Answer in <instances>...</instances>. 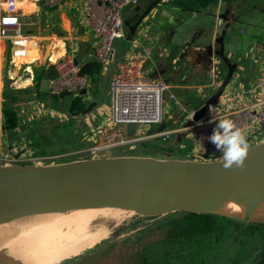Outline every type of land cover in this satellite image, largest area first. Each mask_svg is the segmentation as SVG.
I'll use <instances>...</instances> for the list:
<instances>
[{"label":"crops","instance_id":"obj_1","mask_svg":"<svg viewBox=\"0 0 264 264\" xmlns=\"http://www.w3.org/2000/svg\"><path fill=\"white\" fill-rule=\"evenodd\" d=\"M0 1L1 11L3 10L2 2L5 0ZM16 2L17 15L20 16L21 22L26 24L24 31L29 35L31 44L34 43V46H30L25 57L17 59L11 55L10 41L0 40V154L15 149L32 153L26 147V136L31 134L16 128L14 117L2 111L4 80L8 82L10 79L16 92L28 94L30 97L28 103L38 105L36 111L39 116H35L36 120L46 116L57 120L54 118L56 114H63L62 108H59L61 100L38 93V84L42 76L50 66L62 60H71L80 69L94 61L95 37L82 24L83 0H62L56 8L46 7L42 0H16ZM124 10L123 18L134 21L137 17L134 5H127ZM246 13L252 14V19L249 21L244 17ZM217 18H223L226 21L224 33L215 32ZM29 22H34L35 25L28 26ZM246 30L248 31L245 39L246 46H248L247 49L251 48V52L247 54V61L239 59L237 53H227L225 57L229 65L227 70H224L222 66H219V50L224 49L225 41L230 35L234 33L243 36ZM125 37L124 30L122 41L113 43L111 63L105 68L101 67L100 72L93 78L88 76L90 86L92 83L101 88L105 86L109 104L110 83L116 64L125 58H139L143 48H148L151 52L144 70L146 79L152 82H160L151 80L150 76H162L167 63L173 64L176 61L185 60L192 61L202 68L207 75V83L195 87L192 91L190 89L189 92V88L181 89V94H185L187 98L201 93L194 97L200 103L198 108L203 103L214 101L223 86L227 87V84L233 86L234 93L237 95L235 105L244 104L248 98L245 95H239L240 88L249 89L264 81V0H165L144 19L132 40H124ZM163 66L164 68H161ZM215 70L218 80H212L211 77ZM169 87L166 86V91ZM261 87L260 92L264 93V85ZM23 97L21 101L24 100ZM102 106L99 105L95 111L97 117L103 116L105 108ZM105 111L108 117L109 107ZM107 121L106 118L97 126H106ZM34 134L36 136L37 133ZM112 150L114 148L110 150L111 158L128 157L112 155Z\"/></svg>","mask_w":264,"mask_h":264},{"label":"rangeland","instance_id":"obj_2","mask_svg":"<svg viewBox=\"0 0 264 264\" xmlns=\"http://www.w3.org/2000/svg\"><path fill=\"white\" fill-rule=\"evenodd\" d=\"M125 12V10H124ZM123 12V13H124ZM125 15V14H124ZM245 18L252 19V14L246 13ZM252 31V30H251ZM247 30L244 35L232 34L225 41V47L219 50L218 58L219 66L227 70L229 61L225 57L227 53L238 54V58L247 61V54L251 52V48L246 46ZM247 50V51H246ZM240 60V61H241ZM242 63V61H241ZM245 64L247 62H244ZM162 66V65H161ZM161 68H164L161 67ZM165 73L162 76H150V79L158 80L166 86H170L167 91L163 93V121L160 125H149L145 131L138 125L119 124L113 130L121 133L125 139L141 137L139 141H135L129 145L115 147L111 151L112 155L135 156V157H156V158H170V159H188L190 144L183 132L172 134L169 139L161 140L160 138H153L157 133L172 132L181 129L185 126V114L195 110L200 106V103L194 99V95L187 98L185 94H181V89H194L197 86L207 83L208 78L201 67L197 66L192 61H176L175 63H167L165 66ZM3 93L13 92L20 96H24L23 101L15 104L14 110L9 112L14 119L16 128L25 130L31 135L48 136L53 128L57 127L69 119L66 115L56 114L54 120L48 117L39 118L36 120L35 116H39L36 111L38 106L36 103H28L30 99L28 94L15 91L13 82L3 81ZM93 84V85H92ZM87 90V95L83 98L86 107L95 103V107L91 112L85 116L80 115L70 125V135H65L64 139H60L51 145L52 149L48 151H56L58 155L44 156L48 158L45 161L36 165L38 167L53 166L58 164H65L74 161L88 160L86 155H73L76 151L87 149L90 146L98 145L100 143L97 136L91 134L95 127L107 118L106 111L109 107V98L104 88L94 85L92 83ZM98 85V84H97ZM183 87V88H182ZM9 88V89H8ZM184 93V92H182ZM12 94V93H11ZM173 95V99L169 98ZM28 96V97H27ZM28 98V99H27ZM71 96L61 100L59 108H64L71 100ZM34 101V99H32ZM60 100V99H58ZM26 101V102H24ZM99 105L105 108L103 116L97 117V109ZM3 111V109H2ZM4 113H8L3 111ZM42 115V113H41ZM65 124V123H63ZM160 126V128H159ZM6 133V132H5ZM136 135V136H135ZM63 140V141H62ZM260 142H264V137ZM259 142V143H260ZM183 146V148H179ZM26 153V152H25ZM31 153V152H30ZM62 153V154H60ZM28 154V152L26 153ZM33 157V153H31ZM62 155H69L68 157H60ZM35 157V156H34ZM59 157V158H58ZM101 157V156H100ZM232 215L228 216H243L247 212L246 205L232 204ZM254 214L247 219L235 218L251 224H264V203H258L254 207ZM45 212L32 213L21 218L15 219L11 222L2 224L3 226L23 230L28 229L36 223V221L45 215ZM177 213H169L157 217L146 218L135 214L133 211L126 209L118 211L110 207H91V208H72L67 210H59L56 215L59 217L61 223L66 226H72L71 232L80 231V240L84 243L93 240V246L87 250H81L76 256H70L57 264H139L141 262L140 256L146 248L151 249L149 256L155 261H163V253L165 246L163 245V236L166 231V224L173 219ZM96 219H98L96 221ZM90 220L89 226H84L83 223ZM95 222H99L96 224ZM91 227V228H90ZM90 228V229H89ZM27 231V230H26ZM23 233L15 235L11 239L4 240L0 243V264H29V253L32 251L29 240L24 239ZM258 234V232L256 233ZM255 234V235H256ZM241 229L229 233L228 238L224 241L223 247L220 250L222 255L219 264H255L259 258V254L264 248V242L256 245V249L249 256H242L240 244H235V240L241 237ZM260 238V235H258ZM246 238V237H245ZM255 237L251 236L246 240L248 242L254 241ZM244 242V241H243ZM156 244V245H154ZM237 257L236 260L233 259ZM235 260V261H234Z\"/></svg>","mask_w":264,"mask_h":264},{"label":"water","instance_id":"obj_3","mask_svg":"<svg viewBox=\"0 0 264 264\" xmlns=\"http://www.w3.org/2000/svg\"><path fill=\"white\" fill-rule=\"evenodd\" d=\"M164 1L135 0L137 17L123 18L124 40H132L144 19ZM56 77L55 67L50 66L38 93L60 100L70 97L69 92L50 94L49 83ZM94 107L95 103L89 104L81 115ZM224 199L246 205L247 212L227 216L207 210L210 202ZM258 203H264V142L249 148L243 168L225 169L222 160L203 163L133 156L45 167L0 166V225L32 213L91 207H121L146 218L192 212L247 219Z\"/></svg>","mask_w":264,"mask_h":264},{"label":"built area","instance_id":"obj_4","mask_svg":"<svg viewBox=\"0 0 264 264\" xmlns=\"http://www.w3.org/2000/svg\"><path fill=\"white\" fill-rule=\"evenodd\" d=\"M48 8H56L62 0H42ZM135 0H83L82 24L95 37L93 59L102 68L107 67L113 58V43L124 37L123 12L127 5ZM3 10L0 11V40L8 39L11 43L13 58L26 56L31 44L29 35L24 31L26 24L21 22L17 15L16 0H5ZM1 8V1H0ZM223 18L215 21V32L224 33ZM28 26H34L29 22ZM151 52L143 48L139 58H125L116 64L114 76L110 83V104L106 126H97L93 136L99 138L100 143L83 150L72 153L73 155H86L88 159L110 157V150L115 147L129 145L135 141L146 138L137 136L125 139L121 133L113 128L119 124L138 125L143 131L149 125H161L163 121V93L166 86L161 82H152L146 79L145 63L149 60ZM57 77L49 83L50 94L58 95L61 92H69L72 98L86 96L90 86V78L81 74V69L71 60H62L54 65ZM212 80H218L216 70L211 76ZM216 82V81H215ZM218 82V81H217ZM219 83V82H218ZM264 85L259 82L249 89L240 88L239 95H245L248 101L244 104H236L237 97L233 86H223L221 92L214 101L203 103L185 115V121L181 129L172 132L154 134L153 138L167 140L172 134L183 132L190 144L189 161L218 162L223 160L222 154L208 140L218 120L230 119L242 129L247 136L249 148L260 142L264 134V93L260 92ZM82 92H85L82 95ZM201 93H197V97ZM170 99L174 97L169 96ZM136 136V135H135ZM144 137V138H141ZM180 148H183L181 146ZM20 149L10 150L0 154V166L12 165H39L47 160L45 157H32L31 153ZM69 155H62L68 157ZM59 158V157H58Z\"/></svg>","mask_w":264,"mask_h":264},{"label":"trees","instance_id":"obj_5","mask_svg":"<svg viewBox=\"0 0 264 264\" xmlns=\"http://www.w3.org/2000/svg\"><path fill=\"white\" fill-rule=\"evenodd\" d=\"M100 68L101 66L97 62L92 61L81 69V74L93 78L95 74L100 72ZM10 92L12 94H2V109L8 113L13 111L15 104L22 100V97L16 95L13 91ZM85 108L86 103L83 98H71L70 102L61 110L69 119L67 122H63L65 124L59 123L45 137L26 136V147L32 151L33 156L58 155L56 151H48V149H52L51 145L55 141L64 139L65 135H70L71 129L67 125L74 122ZM24 130L30 129L26 128ZM175 215L166 224V231L162 240L165 246L163 261L157 262L155 261L157 258L150 257L151 249L146 250V247L140 256L141 262L139 264H219L222 258L219 249L223 247L229 233L239 229H241L242 238H237L235 244H240V248L243 250L242 256H249L255 251L256 245L264 242V224H251L213 214L179 212ZM257 232L258 234H256ZM258 235H260V238ZM251 236H254L255 240L250 243L246 239ZM236 258L233 259L236 260ZM256 259L255 264H264V248L259 254V258Z\"/></svg>","mask_w":264,"mask_h":264},{"label":"bare ground","instance_id":"obj_6","mask_svg":"<svg viewBox=\"0 0 264 264\" xmlns=\"http://www.w3.org/2000/svg\"><path fill=\"white\" fill-rule=\"evenodd\" d=\"M156 201L154 199L153 202ZM232 204L234 203L230 199L214 201L208 204L207 210L228 216L232 215ZM110 208L118 211L126 210L121 207ZM57 211L59 210L47 211L45 214L51 215L40 217L29 229L25 227L23 230H17L0 225V243L27 230L23 237L33 244L29 253V264H57L70 256H76L81 250L90 249L95 238L87 243L81 241L80 231L71 232L72 226H64L56 215ZM89 223L93 222L86 220L83 225L87 228ZM95 223L99 224V222Z\"/></svg>","mask_w":264,"mask_h":264},{"label":"clouds","instance_id":"obj_7","mask_svg":"<svg viewBox=\"0 0 264 264\" xmlns=\"http://www.w3.org/2000/svg\"><path fill=\"white\" fill-rule=\"evenodd\" d=\"M208 140L222 154V166L225 169L244 167L249 143L246 133L232 120H218Z\"/></svg>","mask_w":264,"mask_h":264}]
</instances>
